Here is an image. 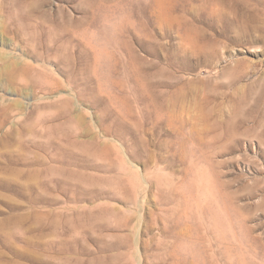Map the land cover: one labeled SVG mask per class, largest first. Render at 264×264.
Returning a JSON list of instances; mask_svg holds the SVG:
<instances>
[{
  "label": "rangeland",
  "instance_id": "rangeland-1",
  "mask_svg": "<svg viewBox=\"0 0 264 264\" xmlns=\"http://www.w3.org/2000/svg\"><path fill=\"white\" fill-rule=\"evenodd\" d=\"M0 264H264V0H0Z\"/></svg>",
  "mask_w": 264,
  "mask_h": 264
}]
</instances>
